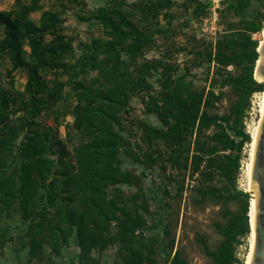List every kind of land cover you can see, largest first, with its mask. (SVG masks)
Masks as SVG:
<instances>
[{"label":"rangeland","instance_id":"rangeland-1","mask_svg":"<svg viewBox=\"0 0 264 264\" xmlns=\"http://www.w3.org/2000/svg\"><path fill=\"white\" fill-rule=\"evenodd\" d=\"M14 1L0 0V11L11 9ZM40 3L41 10L58 13V33L71 45L65 63L73 68L54 72L65 82L62 98L47 103L32 117L37 126L24 124L19 129L17 125L28 118H23L22 111L12 114L8 126L16 129V137L10 145V134L6 135L7 140L1 138L8 127L0 129V139L7 145L0 155L4 159L0 171L15 173L16 177L21 164V141L36 133L41 137L46 134L50 150L43 155L53 160L52 169L58 177L54 186L59 198L49 203L47 180H42L34 169L30 172L32 191H16L10 199L0 196V264H213L203 245L206 243L213 250L219 248L222 235L215 224L228 225L231 215L240 211V191L248 194V231L234 243L233 264H245L251 232L250 198H254V192L247 187L246 168L264 82L257 80L253 72L252 76L263 88L250 94L240 123L235 122L232 109L238 95L228 77L241 75L242 67L233 62L223 64L220 55L241 51L240 43L246 37L257 43V49L262 40L261 30L252 31L249 22L260 17L264 0H249L244 10L238 8L237 1L228 6V0H40ZM41 10L32 13L36 23ZM101 11H118L143 29L148 36L145 44L135 53L120 50L114 56L107 45L129 42L128 30L120 23V31L116 32L107 23L90 18ZM2 36L0 23V41ZM90 53L95 54L93 66L86 65L81 70L80 64ZM45 76L54 77L52 72ZM124 78L130 80L124 90L126 106L117 114L119 125L114 124V131L122 138L117 153L120 167L131 177L108 184L105 197L114 199L117 206L136 219L137 225L130 227L127 223L130 228L127 234H122L116 219L104 223L89 215L87 205L75 194L70 204L84 217L81 237L91 239L83 248L76 226L67 230L65 222L55 213L63 203L62 197L69 196L61 191L63 176L56 172L72 167L74 174L75 149L89 141L86 132L73 127L76 86L82 83L91 91H108L116 89ZM178 79L184 84L181 96L187 99L185 105L191 101L189 91L194 99L200 100V111L225 120L223 127L211 124L197 129L195 125L186 137L185 158L174 163L166 157L170 143L162 116L177 112L172 104L170 108L166 105L171 99L169 91ZM25 83L24 70L13 68L8 57L0 52V87L22 101L27 99ZM21 101L10 105V109L20 107ZM176 107L184 109L182 105ZM221 129L235 141V146L239 141L235 129L250 136L239 148V166L233 180H227L218 168L220 162L233 154L212 138ZM197 136L205 146L215 149L203 154L198 166L192 160L194 153H200L194 150ZM173 142L177 144L176 140ZM212 187L226 198L201 194ZM25 196L27 204L23 209L21 202ZM41 207L46 211L39 221ZM120 215L116 213V217Z\"/></svg>","mask_w":264,"mask_h":264},{"label":"trees","instance_id":"trees-1","mask_svg":"<svg viewBox=\"0 0 264 264\" xmlns=\"http://www.w3.org/2000/svg\"><path fill=\"white\" fill-rule=\"evenodd\" d=\"M231 1H237L240 10H244L249 3V0H228V6H232L230 5ZM41 8L40 0H15L11 9L0 11V23L3 25L0 52L8 57L13 68L24 70L26 76L25 95L27 99L25 100L16 99L11 91L5 87H0V129L4 130L8 127L5 136H3V133L1 138L7 140L6 137L9 136L6 135L10 134L12 138L11 140L8 139V145L12 144L16 137V133H14L16 129H9L10 122L13 119L12 114L22 111L23 118H28L21 125L16 123L19 129H22L24 124H29L32 127L37 126L32 117L36 116L47 103H55L62 98L65 82L58 79V75L54 72L73 68V66L71 67V65L65 63L64 58L70 52L71 45L63 35L58 33L60 21L58 13L51 10H41ZM39 10L41 11L36 23L32 18V13ZM90 18L107 23L116 32L120 31V23L128 30L129 42L124 45L115 42L107 45V50H110L114 56H118L120 50L135 53L148 39L143 29L141 30L135 26L131 20L122 16L118 11H101L91 15ZM263 21L264 10L260 13V17H257V20L249 22L251 24L250 29L252 31L261 30ZM240 45L241 51H232L220 55L223 64L233 62L242 67L243 73L241 75L228 77L238 95V101L232 109L237 123H240L241 114L248 104L250 94L263 88V84L257 82L252 76L255 59L257 58V43L246 37ZM94 58L95 54L90 53L89 57L80 64L81 70H84L86 65L92 67ZM47 72H52L54 77L47 78L45 76ZM129 84V78H124L121 83L115 86L116 89H109L108 91H91L82 83H78L76 86L77 103L73 106L75 120L73 127L86 132L89 141L75 149L76 172L74 174H71L72 167H69L71 170L67 168L56 172L63 176L61 191L69 196L62 197L63 203L58 205L59 207L56 208L55 213L60 221L65 222L67 230L71 231V226H76V230L80 235L79 238H81L79 244L82 247L87 246V241L91 239L81 237L80 231L84 217L81 212L75 210L70 204L71 197L75 194L81 196L82 201L87 205L85 210L89 215L98 217L104 223L107 219H116L118 229L122 231V234H127L128 228L137 225L136 219L128 216L123 209L115 204L114 199H106L105 197V189L108 188V184L131 177L130 173L120 167L117 153L122 138L114 131V124L119 125L117 114L126 106L124 90ZM183 88L184 84L181 79L173 84L169 91L171 99L167 100L166 108H170L172 104L171 106L176 108L177 112L175 114L169 112L167 115L162 116V121L168 128L166 136L170 143L169 153L166 157L174 163L177 159L180 160L181 157L185 158L183 153L184 148H187V144H185L186 137H189L195 125H197V129H200L201 125L209 126L211 124L223 127L222 121L225 120V117L209 115L205 111H200L198 109L200 100L194 99L189 91H187V95L191 101L189 105L187 103L185 105L187 99L181 96L185 91ZM20 101V107L15 106L10 109V105L14 106L15 103L18 105ZM176 105H182L184 109L178 108ZM170 118L173 120L171 123H169ZM235 132L239 137L237 146H235V141L223 129L212 136L215 142L233 151V154L227 156L224 163L220 162L218 165L221 174L227 180H233V176L238 169L240 146L250 140L248 133L243 130L235 129ZM2 139H0V155L4 153L7 146L4 145ZM173 140H176L177 144ZM19 148L21 150V164L16 172V177L15 173L7 174L4 169L0 171V196L3 199H10L16 191L19 193L29 192L33 186L30 172L34 169L42 180H47L45 184L50 187L47 191V200L49 203L56 202L59 197L56 194L54 184L57 183L58 177L55 175L56 170L52 169L53 160L43 155L47 150H50L47 135L44 134L41 137L36 133L33 137L26 136L19 144ZM194 148L195 152H200L199 154L194 153L192 156L196 166L202 161L203 154L207 155L215 151L212 146H205L200 141L199 136L194 140ZM1 164H4V159L0 156ZM206 193L215 198H226L213 187L209 191H201L202 195ZM239 196L242 199L240 211L231 215L228 225L215 224L216 229L222 235L219 248L213 250L206 243L203 245L205 254L212 259L213 264H233L236 261L234 243L238 241L239 236L248 231V194L240 191ZM25 199H27V196L24 197ZM24 200L21 202V206H24H22L23 209L27 204ZM44 211L46 209L41 207L37 215L40 218L39 221L43 220L42 214H44ZM118 212L122 214V217L121 215L116 217ZM127 223L130 227L126 225Z\"/></svg>","mask_w":264,"mask_h":264},{"label":"water","instance_id":"water-1","mask_svg":"<svg viewBox=\"0 0 264 264\" xmlns=\"http://www.w3.org/2000/svg\"><path fill=\"white\" fill-rule=\"evenodd\" d=\"M258 53L259 63L256 79L264 82V35ZM249 188L254 190V238L249 264H264V112L258 126L251 168Z\"/></svg>","mask_w":264,"mask_h":264},{"label":"bare ground","instance_id":"bare-ground-1","mask_svg":"<svg viewBox=\"0 0 264 264\" xmlns=\"http://www.w3.org/2000/svg\"><path fill=\"white\" fill-rule=\"evenodd\" d=\"M261 35L263 37L264 35V22H263V26L261 29ZM262 44V40L259 41V45L257 47V50L259 51V48ZM258 63H259V58H257L256 62H255V67H254V77L256 78V71L258 68ZM258 80V79H257ZM259 81H262V79H260ZM263 112H264V90L261 92V99H260V103H259V117L257 119V121L255 122V124L252 127V131H251V142H250V150H249V160L247 162V168H246V173H247V187L248 190H250L251 192H254V190H251L249 188V183H250V168H251V161H252V154H253V147H254V141H255V136H256V132L258 129V126L261 122L262 116H263ZM255 197V195H254ZM253 218H254V198L251 197L250 198V207H249V222H250V227H251V232H250V244H249V251L248 254L246 255V262L245 264H249L250 262V257H251V251H252V244H253V238H254V229H253Z\"/></svg>","mask_w":264,"mask_h":264}]
</instances>
